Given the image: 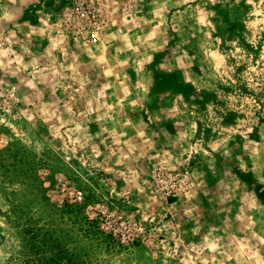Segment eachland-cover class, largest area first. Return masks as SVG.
I'll return each mask as SVG.
<instances>
[{
    "label": "rangeland",
    "instance_id": "1",
    "mask_svg": "<svg viewBox=\"0 0 264 264\" xmlns=\"http://www.w3.org/2000/svg\"><path fill=\"white\" fill-rule=\"evenodd\" d=\"M56 244L264 264V0H0V264Z\"/></svg>",
    "mask_w": 264,
    "mask_h": 264
},
{
    "label": "trees",
    "instance_id": "2",
    "mask_svg": "<svg viewBox=\"0 0 264 264\" xmlns=\"http://www.w3.org/2000/svg\"><path fill=\"white\" fill-rule=\"evenodd\" d=\"M32 242L34 243L35 247H38L39 244L38 243H43V244H46V242L43 240V241H38V236L36 235H33L32 236ZM51 246H48L49 248V253H50V256L48 257L49 261L53 264H66L68 261H67V258H65L61 248H57V244ZM46 247L43 246L41 249H44ZM40 248V247H39Z\"/></svg>",
    "mask_w": 264,
    "mask_h": 264
},
{
    "label": "built area",
    "instance_id": "3",
    "mask_svg": "<svg viewBox=\"0 0 264 264\" xmlns=\"http://www.w3.org/2000/svg\"><path fill=\"white\" fill-rule=\"evenodd\" d=\"M78 9L80 10V11H82V14L84 15L85 13H89V12H91V10L89 9V7L86 5V4H84V1H82V2H80L79 4H78ZM85 12V13H84ZM88 38L91 40V42H96L97 41V39H98V36H97V33L96 32H91V33H89V35H88Z\"/></svg>",
    "mask_w": 264,
    "mask_h": 264
}]
</instances>
